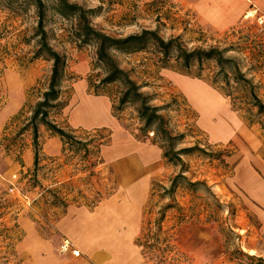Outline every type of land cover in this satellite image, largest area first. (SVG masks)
<instances>
[{"label": "rangeland", "instance_id": "1", "mask_svg": "<svg viewBox=\"0 0 264 264\" xmlns=\"http://www.w3.org/2000/svg\"><path fill=\"white\" fill-rule=\"evenodd\" d=\"M69 1L95 9L92 25L113 37L147 29L156 30L164 40L179 37L188 50L228 49L225 57L238 63L248 84L234 82L232 71L228 69L230 84L225 86L221 82L223 72L213 61L204 62L201 70L195 64L183 71L179 62L171 57L167 68H162L161 55L153 47L129 54L113 53L120 67L152 98L150 104L163 107L160 113L171 135L182 134V139L175 144L176 149L195 147L181 156L182 167L164 161L161 176L151 184V189L155 185V193L149 196L143 210V234L138 240L144 236L150 243L159 241L155 248L142 253L146 264L195 262L191 252L203 250H209L211 257L224 250L223 259L232 258L233 264H258L237 254L238 251L251 252L250 256L262 259L264 264V225L255 214L253 192L247 193L239 182H251L250 172L258 175V180H264V111L259 112L251 98L255 94L264 104V55H254V48L264 50V25L249 18L218 32L201 25L191 11L169 0ZM257 15L264 16V13L257 11ZM72 24L53 13H49L46 20L50 46L67 61L60 94L65 107L52 111L50 120L77 140L86 142L87 151L75 143H63L39 126V161L34 167L32 132L27 124L33 106L48 85L52 62L44 56L34 58L38 49L34 37V9L17 14L0 8V264H30L35 255L44 258L49 252L63 255L59 249L62 236L56 228L62 208L53 207L52 203L64 200L68 206H88L116 187L106 160L112 130L74 125L75 117L78 123L89 125L104 118L99 104H83L75 114L82 97H92L94 102L105 95H94L88 88L87 77L95 59V48L79 49L70 41ZM164 69L169 71L168 75L200 80L222 96L223 92L230 93L231 99L224 96L226 108L247 128L245 136L237 134L229 140L212 142L199 125L198 112L170 76L164 75ZM215 80L218 83L212 84ZM181 85L195 105L196 90L211 98L196 84L183 81ZM116 88L111 85L105 90L114 93ZM210 100L209 111L214 112L210 116L213 118L211 131L218 137L223 134L219 126L227 118L226 108L218 107L217 103L213 105L212 98ZM137 106H127L116 119L138 139L153 142V134H147L146 138L140 134ZM91 110L97 115L89 117ZM105 141L108 142L102 145ZM177 174L185 179L180 180L171 199L162 198V188H168ZM193 182L199 184L188 185ZM167 204H171L170 209L165 207ZM40 241L47 242L49 252L41 250L40 254H35L33 247Z\"/></svg>", "mask_w": 264, "mask_h": 264}, {"label": "crops", "instance_id": "2", "mask_svg": "<svg viewBox=\"0 0 264 264\" xmlns=\"http://www.w3.org/2000/svg\"><path fill=\"white\" fill-rule=\"evenodd\" d=\"M169 1L191 11L201 25L218 32L229 30L241 23L243 19H249L245 18V15L250 10L264 13V0ZM164 71V75L170 76V79L183 91L196 109L199 114V125L207 132L212 142L229 140L237 134L245 136L247 128L242 125L230 108H226L224 96L200 80L177 74L168 75L169 71L167 69ZM183 81L196 84L210 95L213 105L217 103L218 107L226 108L225 117L227 118L222 121L224 126L221 136L217 137L211 131L210 116H213L214 112L211 114L209 109L204 110L195 105L181 85ZM91 99L93 100L89 96L81 98L82 101L75 116L81 105L99 104L105 117L90 125L78 123L75 117L74 125L79 128L105 127L112 130L106 160L116 181V187L112 193L102 198L93 207L67 206L65 212L57 220L56 228L62 240L68 239L73 248L79 252L78 256H73L70 252L56 256L53 252H49L46 241H40L33 247L35 254H40L41 250H47L49 253L44 258L40 256L37 258L35 255L30 264H146L142 248L137 240L143 234V210L151 195V184L161 176L165 167L163 149L150 140L138 139L121 126L111 114L107 97H97L94 102ZM249 175L252 178L251 182H239L247 193L253 192L251 197L256 202L254 211L264 225V180H258V175L255 176L252 172ZM248 250L253 251V249ZM224 252L222 250L211 257L209 250L192 251L195 262L189 260L180 264H233L230 259H223ZM247 254L252 255L251 252Z\"/></svg>", "mask_w": 264, "mask_h": 264}, {"label": "trees", "instance_id": "3", "mask_svg": "<svg viewBox=\"0 0 264 264\" xmlns=\"http://www.w3.org/2000/svg\"><path fill=\"white\" fill-rule=\"evenodd\" d=\"M0 8L8 10L12 13H23L29 8L34 9L36 16V27L34 30V37L37 38L38 49L34 54V58L41 56L46 57L52 62L51 73L48 85L41 93V99L35 103L32 108L31 116L28 120L27 127L31 129L32 144L34 147L33 166H38V127L43 126L45 129L55 137H58L63 143H75L80 145L83 149L87 146L86 142L77 140L70 132L60 127L50 120L52 111H59L65 107L60 101L61 83L66 73L67 61L65 56L55 51L49 44L48 32L46 30V20L49 13H53L58 18L66 21H71L73 24L69 31L70 41L74 42L77 48L81 49L86 46L95 48V59L92 63L91 73L87 77L88 88L93 91L94 95H105L110 98L112 103V115L115 118H120V114L127 106L138 105L136 108L137 118L141 123L139 128L142 138H146L147 134H153V143L159 145L163 149V158L169 164L182 167L184 162L181 156L187 155L195 150V147L176 149L175 144L182 139V134L172 136L164 116L160 113L163 110L162 106L151 105L152 98L141 91L142 86L137 84L129 75L127 71L122 69L115 60L113 53L121 52L124 54L145 51L149 47H153L161 56L160 62L164 65L162 68H167V63L173 57L179 62L181 70L188 71L197 65L198 70L202 69L204 62L213 61L223 72L221 82L228 86L230 81L226 70H231L234 82L249 83L239 68L238 63L229 57H225L224 53L228 51L225 49H218L210 47L208 49L194 48L188 50L180 41L179 37L164 40L161 38L156 30L143 29L137 34H130L125 37H113L95 28L92 25L91 18L95 16V9H86L82 5L70 2L69 0H0ZM233 50V49H230ZM256 54L262 57L264 50L254 48ZM98 70L94 74V71ZM198 77V76H197ZM215 80L212 84H217ZM111 85H116L117 88L114 93H109L105 89ZM225 97L231 99L230 93H222ZM254 105L259 112L264 111V104L252 94ZM234 110H238L232 102ZM109 136V135H108ZM159 140V141H157ZM108 141L102 142L106 144ZM85 151H87L85 149ZM86 157V156H83ZM185 178L182 174L175 175L170 181L168 188H162V198L171 199L180 185V180ZM199 183H189V186L196 187ZM152 196L155 193V185L152 187ZM49 191V190H48ZM99 202L97 200L92 205ZM53 207L62 208L63 214L68 206L64 200H59L52 203ZM167 209L171 208V204L165 206ZM163 215L159 220H162ZM144 237V236H143ZM141 238L137 240L138 245L142 248V253L146 254L150 249L155 248V242H149V238ZM239 257L256 261L258 264H263V260L255 258L241 251L237 252ZM232 261V258L230 259ZM238 264H243L238 262Z\"/></svg>", "mask_w": 264, "mask_h": 264}, {"label": "bare ground", "instance_id": "4", "mask_svg": "<svg viewBox=\"0 0 264 264\" xmlns=\"http://www.w3.org/2000/svg\"><path fill=\"white\" fill-rule=\"evenodd\" d=\"M248 14H249V16H253L254 15V11L250 10L248 12ZM194 95H195V102L197 103V105L200 108H204V110H208V109L211 108V106H212V104H211L212 101L210 100L211 98H209L203 91L196 90V91H194ZM90 109H95V108L91 107ZM89 113H88L89 117H94V116L97 115L95 110H91V111H89ZM218 123H220V122H218ZM223 126L224 125L220 124L219 128L223 129Z\"/></svg>", "mask_w": 264, "mask_h": 264}, {"label": "built area", "instance_id": "5", "mask_svg": "<svg viewBox=\"0 0 264 264\" xmlns=\"http://www.w3.org/2000/svg\"><path fill=\"white\" fill-rule=\"evenodd\" d=\"M251 11H254V15L253 16H249V14L247 13L245 15V18H253L258 25H260V26L264 25V16L263 15H257V11L256 10H251ZM59 249H60V252L62 254L70 252L73 256H78L79 255V252L73 248L71 242L68 239H63L62 240Z\"/></svg>", "mask_w": 264, "mask_h": 264}]
</instances>
